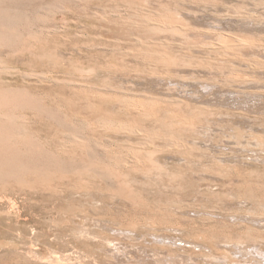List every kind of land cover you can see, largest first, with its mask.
Returning <instances> with one entry per match:
<instances>
[{"label":"rangeland","instance_id":"obj_1","mask_svg":"<svg viewBox=\"0 0 264 264\" xmlns=\"http://www.w3.org/2000/svg\"><path fill=\"white\" fill-rule=\"evenodd\" d=\"M0 7L20 10L12 29L0 28V92L12 93L0 119L14 120L0 144V264H264V239L252 234L264 231V214L249 213L264 203L254 137L264 136L263 0ZM233 36L263 46L233 47ZM129 101L151 102L156 116ZM169 117L184 125L165 126ZM176 141L183 148L173 151ZM31 229L33 252L18 237Z\"/></svg>","mask_w":264,"mask_h":264},{"label":"bare ground","instance_id":"obj_2","mask_svg":"<svg viewBox=\"0 0 264 264\" xmlns=\"http://www.w3.org/2000/svg\"><path fill=\"white\" fill-rule=\"evenodd\" d=\"M152 1V0H151ZM160 1V0H159ZM264 1V0H263ZM163 2V1H162ZM262 2V1H261ZM134 3V2H133ZM263 3V2H262ZM162 5V4H161ZM134 6V5H133ZM256 6V5H255ZM166 7V8H165ZM164 8L165 9H167V6H165ZM16 10V11H15ZM15 10H12L10 7H8L7 9H3V8H1L0 7V28L1 29H12V25H13V23L15 22V19L14 18H16L15 16H13V15H11L12 13V11H15V12H20V10H19V8H17V9H15ZM18 10V11H17ZM159 10V9H158ZM254 10V9H253ZM255 11V10H254ZM253 11V12H254ZM138 12H140V11H136V13L138 14ZM163 14H165L164 12H163ZM114 15V14H113ZM152 15V14H151ZM112 16V15H111ZM115 16V15H114ZM116 17V16H115ZM128 17H130V16H128ZM134 18V17H133ZM146 18V17H145ZM147 19V18H146ZM155 19V18H154ZM159 19V18H158ZM127 21V20H126ZM135 23V22H134ZM232 23V22H231ZM22 24V23H21ZM162 24L163 25H161V28L162 29H164V30H171V31H174L175 32V26H173V25H171L170 23H168L167 21H162ZM156 26H154V28H155ZM160 27V26H159ZM137 28V27H136ZM135 28V29H136ZM152 28V27H151ZM153 28V29H154ZM157 28V27H156ZM161 28H158V29H161ZM134 29V30H135ZM139 29V28H138ZM137 29V30H138ZM152 29V30H153ZM156 31H157V29H155ZM141 31V30H140ZM159 31V30H158ZM181 31V30H180ZM161 33V32H160ZM175 34V33H174ZM162 35V34H161ZM221 35V34H220ZM222 38H225V36H223ZM244 38H246V36L244 37ZM190 39V38H189ZM221 39V38H220ZM152 41V40H151ZM227 41L229 42V43H231V46H243V45H245V44H247L248 42H250V44H253L254 45V47H255V45H257L258 47H260V46H263L262 44H257V43H259V42H256L255 40H250V39H239V38H237V36L236 37H230V38H227ZM261 41V40H260ZM211 42V41H210ZM225 42V41H224ZM159 43V42H158ZM209 44H211V43H209ZM208 44V45H209ZM221 44V43H220ZM248 45V44H247ZM253 45L251 46L252 48H253ZM201 46V45H200ZM203 46V45H202ZM214 46H216L215 44H214ZM213 45H211V47H214ZM218 46V45H217ZM216 46V47H217ZM220 46V48H224L223 50H225V51H228V50H230L229 49V46H226V44H224V43H222L221 45H219ZM204 47V49H207V48H205L206 46H203ZM215 47V48H216ZM264 47V46H263ZM209 48V47H208ZM262 47H260V49H261ZM233 49H237V48H233ZM230 50V51H234V50ZM257 49V48H256ZM212 50H214L213 48H212ZM218 50H220V49H217L216 51H218ZM222 50V49H221ZM218 51L217 53H219V52H221L222 54H223V52L222 51ZM236 51V50H235ZM263 51V50H262ZM214 53H215V51H214ZM220 53V54H221ZM225 53V52H224ZM233 53V52H232ZM220 54H217V55H220ZM234 54V53H233ZM232 54V55H233ZM238 54V53H237ZM224 55V54H223ZM223 55H221V56H218L219 58H222L223 57ZM224 56H228V55H224ZM241 56V55H240ZM237 57H239V56H237ZM215 58H217V57H215ZM219 58H217V59H219ZM235 58V57H234ZM44 73V72H43ZM127 77V76H126ZM130 77V76H129ZM240 78V77H239ZM131 80V79H130ZM162 82V81H161ZM187 82V81H186ZM241 84V83H240ZM244 84V83H243ZM176 86V85H175ZM239 86V85H238ZM125 88V87H124ZM172 90H174V89H172ZM9 91H11V90H9ZM9 91H6V92H0V101L1 100H5L6 98H8V97H10L11 95H12V93H9ZM169 91V90H168ZM170 92V91H169ZM223 93V92H222ZM239 95V94H238ZM125 97V96H124ZM172 97V96H171ZM200 98H201V96H200ZM199 98V99H200ZM132 99V98H131ZM130 99V100H131ZM124 100V99H123ZM127 101H128V99H126ZM126 100H125V102H126ZM172 100V99H171ZM175 101V100H174ZM178 101V100H177ZM204 101V100H203ZM155 102V101H154ZM154 102H152V104H153V106H155V105H158V103L156 102V103H154ZM203 103V102H202ZM206 103V102H205ZM150 104H151V102L149 103V104H146V103H144V102H140V103H138V102H130L129 101V103H128V108H130V109H134L137 113H138V115L140 114V115H143V116H147V117H150V116H152V114L153 113H151V112H149L148 110H147V108H148V106H150ZM201 104V103H200ZM202 105V104H201ZM204 105V104H203ZM202 105V106H203ZM115 107H117V106H115ZM124 109V108H123ZM153 116H156V115H154L153 114ZM159 118V119H158ZM157 118V120L158 121H160V117H158ZM170 119H169V122H166V121H168L167 119H164V121L163 120H161V121H163V124L165 125V126H169V127H176L177 125L178 126H181V125H184V118H181V117H169ZM9 122V123H8ZM243 122H245V121H243ZM111 123V122H110ZM113 123V122H112ZM111 123V125H113ZM7 124H9V125H13L14 124V120H6V119H4V121H2V119H0V144H5L9 139H10V135H9V133H7V129H5V127L7 126ZM126 124V123H125ZM122 126V127H124L123 125H121L120 123H118L117 124V126ZM114 126V125H113ZM194 126V125H193ZM125 128V127H124ZM149 131L150 130H148V129H143V128H140V127H136V128H133V129H131L130 130V132L131 133H135L136 135H147L148 133H149ZM205 131V130H204ZM27 132V131H26ZM37 132V131H36ZM40 133V132H39ZM150 133L154 136V137H157V136H159V133L157 132V131H155V130H151L150 131ZM255 133V132H254ZM264 133V132H263ZM8 134V135H7ZM15 135H17L16 133H14L13 132V134H12V136H15ZM19 136L21 135V133H19L18 134ZM252 136V135H251ZM254 136V135H253ZM262 136H263V134H262ZM262 136H260V135H258V136H254V137H256V139L259 141L257 144L258 145H262V146H264V136L262 137ZM17 137V136H16ZM151 137V136H150ZM250 137V136H249ZM150 139V138H149ZM151 141H153L152 139H150ZM149 140V141H150ZM150 141V142H151ZM250 141V140H249ZM125 144V143H124ZM154 144V143H153ZM143 146V147H146V149L147 150H149L148 151V153H153V151H152V149H150L151 148V146H149L147 143H142V144H140V146ZM256 145V144H255ZM257 145V146H258ZM134 146H136V145H134ZM161 146V145H160ZM155 147H157V146H155ZM168 147L169 148H172V149H174L173 151H178L179 149L178 148H183V144H181L179 141H176V142H174V143H171L170 145H168ZM166 147H164V149H165ZM142 150V149H141ZM157 150L159 151L160 149H156L155 148V152H157ZM124 151V150H123ZM132 152H134V151H136L135 149L133 150H131ZM143 151V150H142ZM161 151H164L163 149H161ZM116 153H120V151H115ZM137 152V151H136ZM129 153V152H128ZM128 153H127V155H128ZM121 154V153H120ZM132 154V153H131ZM136 154V153H135ZM143 154V153H142ZM157 155V154H156ZM159 155H162V154H159ZM164 155V154H163ZM166 155V154H165ZM144 156H146L145 155V153H144ZM152 156V155H151ZM155 156V155H154ZM153 157V156H152ZM151 157V158H152ZM159 157V156H158ZM15 158V157H14ZM144 159H145V157H143ZM150 158V157H149ZM173 158V157H172ZM153 159V158H152ZM177 158H175V160H176ZM178 159H181V158H178ZM135 160H137V161H143L142 159H140V158H136ZM151 160V159H150ZM113 165H115V164H113ZM246 194V193H245ZM247 196V195H246ZM244 198V197H243ZM246 198V197H245ZM249 199V198H248ZM248 199H246L247 201H248ZM251 199V198H250ZM253 199H255V198H253ZM254 201V200H253ZM252 201V202H253ZM254 205V204H253ZM245 211V210H244ZM249 213H251L252 215H258L259 217L261 216V215H263L264 214V203H263V201L261 202V201H259V202H257V205L253 208V210H251V211H249ZM245 214H246V212H245ZM247 214H248V212H247ZM246 214V215H247ZM264 216V215H263ZM256 219V218H255ZM254 219V220H255ZM260 219H263L262 218V216H261V218ZM259 220V219H258ZM257 220V221H258ZM247 221V220H246ZM262 221V220H261ZM259 222V221H258ZM256 223V225H259V223ZM264 223V221L262 222V223H260V224H263ZM101 224V223H100ZM119 226V225H118ZM262 226V225H261ZM264 227V226H263ZM101 228V227H100ZM261 228V227H260ZM30 229V228H29ZM244 229L245 230H248V231H253V230H255V229H251V228H245L244 227ZM258 229V228H257ZM264 229V228H263ZM28 230V229H27ZM26 230V234H22L21 233V235H18V237L20 236V240L22 239V241L23 242H25V244L27 245V244H30L31 245V247L32 248H30V252H33V247H36L37 246V242H39L40 240H39V234L37 233V231L35 230V229H31L29 232ZM262 230V229H261ZM261 230H258V231H254V232H256V234L255 233H252V232H250V233H252L253 234V236L255 237V238H263L264 239V231H261ZM20 231V230H19ZM23 231V230H22ZM116 231V230H115ZM106 232V231H105ZM125 232V231H124ZM249 233V232H248ZM248 233H246V234H248ZM248 234L247 236L250 238V239H252V238H254L253 236H252V234ZM16 234V233H15ZM18 234V233H17ZM19 234H20V232H19ZM41 236V235H40ZM186 242V241H185ZM112 243V242H111ZM246 243V242H245ZM232 244L233 245H237L236 247H238V249H242L243 250V254H245V255H250L249 254V252H251L250 250L248 251V249H250V247H245V245L243 246V247H241V245L242 244H244V240H243V242L241 241V240H239V242L237 241L236 243L235 242H232ZM47 246H49V244L47 245ZM254 246V245H253ZM29 247V246H28ZM44 247V246H43ZM122 247V246H121ZM260 247V246H259ZM259 247H257V248H259ZM180 248V247H179ZM252 248V247H251ZM256 248V249H257ZM110 250V249H109ZM143 250V249H142ZM141 250V251H142ZM35 251V250H34ZM59 251V250H58ZM107 251V250H106ZM117 250L115 249V251L114 252H116ZM123 251V250H122ZM133 251H135V250H133ZM140 251V252H141ZM71 252V251H70ZM69 252V253H70ZM121 252V251H120ZM148 252V251H147ZM257 252L259 253V255H263V253H264V251H261V250H257ZM261 252V253H260ZM38 253V252H37ZM235 253V252H234ZM47 254V253H46ZM71 254V253H70ZM142 254H144V253H142ZM252 254V253H251ZM116 255V254H115ZM121 255V254H120ZM119 255V256H120ZM227 255V254H226ZM63 256V255H62ZM68 256V255H67ZM223 256H224V254H223ZM222 256V257H223ZM113 257H114V254H113ZM142 257V256H141ZM140 257V258H141ZM263 257H264V255H263ZM117 258V257H116ZM121 259L122 258H124V257H120ZM119 257H118V260L117 259H114V260H112L113 262H115V260H117V262H120L119 264H121V261H119V259H120ZM139 258V257H138ZM148 258H149V256H148ZM147 258V259H148ZM217 258H219V257H217ZM224 258V257H223ZM137 259V258H136ZM144 259V258H143ZM146 259V258H145ZM180 259V258H179ZM140 260H142V259H140ZM140 260L138 261V262H140ZM220 260V259H219ZM225 261V260H224ZM227 261H229V260H226V262ZM57 262V261H56ZM112 262V263H113ZM157 262V261H156ZM195 262V261H194ZM218 262V261H217ZM226 262H224V263H226ZM44 263V262H43ZM124 262H122V264H123ZM134 263V262H133ZM132 263V264H133ZM180 263V262H179ZM182 263V262H181ZM184 263V262H183ZM219 263H221L222 264V262H219ZM218 263V264H219ZM256 263V262H255ZM46 264V263H45ZM58 264V263H57ZM62 264V263H61ZM125 264V263H124ZM141 264V263H140ZM154 264H155V262H154ZM158 264V263H157ZM250 264V263H249ZM252 264V263H251Z\"/></svg>","mask_w":264,"mask_h":264}]
</instances>
